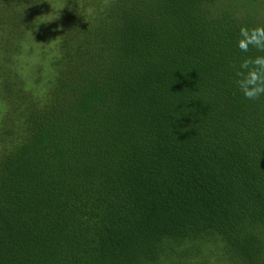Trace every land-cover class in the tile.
<instances>
[{
    "label": "trees",
    "instance_id": "16d2710c",
    "mask_svg": "<svg viewBox=\"0 0 264 264\" xmlns=\"http://www.w3.org/2000/svg\"><path fill=\"white\" fill-rule=\"evenodd\" d=\"M0 264H264V0H0Z\"/></svg>",
    "mask_w": 264,
    "mask_h": 264
},
{
    "label": "rangeland",
    "instance_id": "374dc122",
    "mask_svg": "<svg viewBox=\"0 0 264 264\" xmlns=\"http://www.w3.org/2000/svg\"><path fill=\"white\" fill-rule=\"evenodd\" d=\"M21 59H23L24 62L28 64L27 68L30 67L32 64L36 63V61H34L35 58L33 57L23 56Z\"/></svg>",
    "mask_w": 264,
    "mask_h": 264
}]
</instances>
